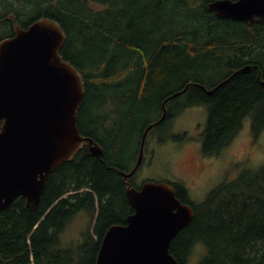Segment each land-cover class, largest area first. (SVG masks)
I'll list each match as a JSON object with an SVG mask.
<instances>
[{
  "label": "trees",
  "instance_id": "16d2710c",
  "mask_svg": "<svg viewBox=\"0 0 264 264\" xmlns=\"http://www.w3.org/2000/svg\"><path fill=\"white\" fill-rule=\"evenodd\" d=\"M211 1L0 0V41L14 34L16 24L27 26L40 17L61 23L66 40L60 52L85 74L79 128L104 150L96 156L85 143L52 172L37 208L28 207L20 196L0 212V264H96L107 230L125 224L134 212L122 170L136 164L143 131L157 118L147 119L148 115L193 78L188 69L198 72L209 65L205 72L211 64L224 62L208 44L194 51L196 40L249 39L234 51L244 47L241 62L257 63L264 78V26L225 24L229 21L224 23L208 11ZM28 14L32 16L27 18ZM255 37L258 40L252 41ZM249 43L251 49L246 48ZM231 48L226 45L225 53ZM112 97L115 110L106 101ZM90 102L96 104L92 109L87 107ZM184 109L179 107V113ZM113 111L115 122L110 120ZM247 117L259 134L264 129V87L254 72L236 75L215 96L203 133L205 152H219ZM134 141L135 162L124 165ZM128 180L139 187L133 177ZM186 192L178 198L194 206L195 216L170 246L180 264H186L198 245L206 248V254L193 264H264V164L220 183L201 203H193L183 195ZM78 212L96 217L94 233L88 229L78 242L64 247L60 234Z\"/></svg>",
  "mask_w": 264,
  "mask_h": 264
},
{
  "label": "water",
  "instance_id": "95a60500",
  "mask_svg": "<svg viewBox=\"0 0 264 264\" xmlns=\"http://www.w3.org/2000/svg\"><path fill=\"white\" fill-rule=\"evenodd\" d=\"M208 8L222 18L264 20V0H214ZM65 40L58 20L40 17L25 28L16 25L14 35L0 41V212L20 196L37 208L52 172L85 142L92 154L103 155L101 144L78 125L86 81L61 54ZM179 94L169 96L163 116L144 129L136 165L122 170L126 180L141 166L149 131L166 116L165 103ZM127 197L134 212L107 230L96 264H180L170 245L193 220V206L165 181L140 188L129 183Z\"/></svg>",
  "mask_w": 264,
  "mask_h": 264
},
{
  "label": "rangeland",
  "instance_id": "374dc122",
  "mask_svg": "<svg viewBox=\"0 0 264 264\" xmlns=\"http://www.w3.org/2000/svg\"><path fill=\"white\" fill-rule=\"evenodd\" d=\"M30 16L32 14H28L27 18ZM203 39L201 37L194 42L192 45L194 51L203 43ZM208 66L205 65L203 69ZM227 80L228 78L222 82ZM100 97L107 95L102 94ZM106 101L110 105H116L113 97L107 98ZM88 105L92 109L96 104L90 102L87 107ZM86 114L85 110L84 118ZM157 114L158 111H153L147 119H153ZM208 118L209 108L197 105L184 109L169 124L154 127L147 138L146 158L133 181L141 185L148 180L157 182L182 180L188 186L186 190L190 193L189 198L193 203L198 204L205 201L220 183L237 177L244 169L257 168L264 164V129L259 134H255L250 117L244 120L238 134L220 152L207 154L204 151L201 156L198 148H201ZM171 130L177 134L175 139L179 141H174ZM134 147L135 141L129 154L125 156L124 165L134 164ZM195 154L198 156L200 154L197 163L192 159ZM95 221L96 217L93 220L90 215L78 212L60 234L62 246L66 247L72 242H78L88 229L94 233ZM205 254L206 248L203 245L196 246L186 260V264L199 262Z\"/></svg>",
  "mask_w": 264,
  "mask_h": 264
},
{
  "label": "flooded vegetation",
  "instance_id": "af4514ba",
  "mask_svg": "<svg viewBox=\"0 0 264 264\" xmlns=\"http://www.w3.org/2000/svg\"><path fill=\"white\" fill-rule=\"evenodd\" d=\"M207 9L210 12V14H213L216 18L220 19L222 22L225 23L226 21H229L228 23H225V24L244 23L250 27H252V26H255V27L264 26V20H262V21H256L255 20L253 22H249L246 20H236L233 18H222V17H219L216 12L210 10L208 8V5H207ZM256 18H257V16H255V19ZM222 26H224V25H222ZM262 39H264V38H262ZM211 40L213 41L212 44H211ZM256 40H258L257 37L252 38V41H256ZM241 41H249V39L235 38V37L223 38L222 36H218L216 38L204 37L203 43L200 46L202 47L203 45L205 46L206 44H208V48L213 49V47H214L215 48V50H214L215 56H217L220 60L223 59L224 62H221L219 65H214V66H213V64H211L210 68L205 72H204L203 68H201L198 72H192V71L189 72V69H188L189 75L193 78L192 79L188 78V80H186L185 84L183 83L182 85L177 87L176 91H174L171 94H168L169 96H171L177 92H180L179 95L172 97L171 99H169L165 103L166 116L161 123L168 121L170 119L172 121L175 120V118L179 115L178 108L181 106L184 107L185 109L189 108V107L197 106V105H199V107L204 106V107L209 108L212 105V101L214 100L215 96L219 93L221 88L223 86L229 84L236 77V75H238L240 73L254 72V74L257 76V79L258 80L260 79L261 86L264 87V78H261V75H262L261 72L256 70L258 64L255 62H253V63H247V62L242 63L241 62L242 59L239 58L238 55H240L243 52L242 49H244V47L241 48V50H239L237 52L234 51L235 48H238L240 46ZM227 43L230 46H232V48L229 49L230 52L226 54L225 49H226V45H228ZM252 45H253V43H249L246 48L251 49L253 47ZM208 53H209L210 58H212L211 52L208 51ZM176 75H178V74H176ZM227 78H228V81L226 82V84L216 88L223 80H225ZM168 95L161 102L160 108L158 110L157 118L155 121H158L163 116V114L165 113L164 101L169 97ZM180 97H184V98L181 99ZM173 100H175V101H173ZM249 105L255 106V103L249 104ZM112 109L115 110V105H113ZM110 120L113 122H115L117 120V113L116 112L113 111L111 113ZM155 121H153V122H155ZM161 123H159V124H161ZM170 132L172 134L174 141L175 142L179 141L178 139H175L177 134L172 130ZM202 147H203V141L201 144V148H198L199 151H201L200 152L201 156L203 155V152L205 151ZM199 157H200V154H199V156L195 154L192 157V159L195 161V163H197V160ZM145 158H146V154L144 156L143 161L145 160ZM166 182H170L173 184L174 188L176 189V194H180V192H183L188 187L186 185V183L182 180H180V181H170V180L168 181L167 180ZM126 183L128 184L127 181H126ZM183 195L190 196V193L186 192ZM177 197H178V195H177Z\"/></svg>",
  "mask_w": 264,
  "mask_h": 264
},
{
  "label": "bare ground",
  "instance_id": "6f19581e",
  "mask_svg": "<svg viewBox=\"0 0 264 264\" xmlns=\"http://www.w3.org/2000/svg\"><path fill=\"white\" fill-rule=\"evenodd\" d=\"M179 231H180V230H179ZM177 234H178V233H177ZM177 234H176V235H177ZM176 235H175V236H176Z\"/></svg>",
  "mask_w": 264,
  "mask_h": 264
}]
</instances>
